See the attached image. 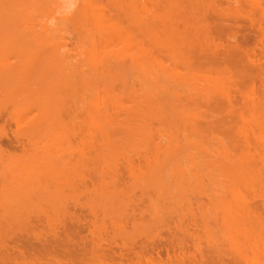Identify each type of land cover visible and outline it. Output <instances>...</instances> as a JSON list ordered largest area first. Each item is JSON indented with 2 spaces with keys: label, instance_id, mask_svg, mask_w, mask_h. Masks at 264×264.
Segmentation results:
<instances>
[{
  "label": "bare ground",
  "instance_id": "bare-ground-1",
  "mask_svg": "<svg viewBox=\"0 0 264 264\" xmlns=\"http://www.w3.org/2000/svg\"><path fill=\"white\" fill-rule=\"evenodd\" d=\"M239 16L245 17L250 24H248L249 27L254 29L253 34L255 35L251 41L248 39V42L242 41L238 34L240 31L237 30L242 26L239 27L238 24L240 23H236V21L235 24L232 23V20L234 22L235 17ZM263 19L264 0H0V69L8 71L12 69L10 67L17 66L19 63L22 64L21 61L23 62V60H28V64L36 68L39 66L43 68L42 65L45 67L46 64L48 66L51 63L52 66H59L66 72L79 65L80 76L84 75V95L86 96V128L83 129L85 132L82 131L86 140L83 139L84 142L81 140L85 147H81V150L84 149L82 151L85 153H81L82 155L85 154L87 163L89 162L91 166L89 164L88 168L84 165L85 162L82 164L89 170V180L92 185L98 186L100 184L101 187L113 185L112 188L120 184L121 187L125 184L142 185L139 187L149 185L163 188L161 191H164L165 187L170 189L168 187L174 186L180 193H186L184 191L186 189L180 190V187H190L186 190L190 191L192 187H199L200 189V186L210 183L211 186L207 185V187L213 186L216 195L214 194L215 191L213 194L217 196L218 201L214 195V197L212 196L213 199L211 197L212 201L209 202L207 199L206 201L212 204L211 207L216 202L219 205L215 204L213 209L207 210L208 204L203 203L205 206L203 209L207 211H202L207 213L212 210L213 213L215 208V212L218 209L220 211L221 208L223 214H221V218L224 225L222 234L224 236L222 237L227 242L226 245L229 246L230 264H264ZM243 33L245 35V32ZM75 70L72 72L76 74L78 70ZM32 87L34 88V86ZM6 89L4 90L6 91ZM37 89L41 88L38 87ZM54 96L57 97L56 95L52 97L55 98ZM18 98L20 99V97ZM44 100L43 98L40 102L36 99L35 102L39 101L44 109L46 107L42 104ZM9 101L7 104H11ZM52 105L54 106V104ZM41 106L39 109L42 108ZM13 107L16 106L13 104L12 109L9 108L14 110ZM23 107L26 108V106ZM43 109L41 110L44 113ZM42 112L41 114H43ZM46 114L48 115L47 112ZM35 117L33 115V118ZM37 117H39V113ZM40 120L41 117L34 120V123ZM42 126L45 125L42 124ZM49 126L50 124L47 127L49 128ZM37 127L35 125L34 129L36 130ZM43 128H45L43 131H46V127ZM55 132L57 134L56 130ZM47 133L42 132L43 135L46 134L45 137ZM59 138L57 137V139ZM51 140L53 142L55 139L51 138ZM34 150L36 151V149ZM10 160L12 161V159ZM83 160L81 159V161ZM46 164L48 163L46 162ZM119 164V169L124 166L125 170L123 171L128 172L131 180L125 179L124 174L116 175L118 173L111 171ZM32 169L34 170V168ZM50 169L52 170V168ZM33 170L31 172H34ZM99 170L100 172H98ZM49 172L51 174V171ZM96 172L102 174L99 175V180L97 179L98 176L92 177L91 175ZM105 172L109 176L115 175L108 176L109 179L107 180L104 178ZM77 175L76 177L80 178ZM13 176L14 178L18 177ZM55 181L56 179L53 182ZM153 189L152 187V191ZM11 190L13 192L14 189H9V192ZM100 192L98 191V193ZM109 192L104 193V195L109 196ZM197 193L196 195H199V190ZM202 193L200 192L201 195ZM8 194L6 193L7 196ZM50 194L49 192L47 195L52 196ZM173 196L175 195L173 194ZM15 197L11 196V198ZM100 197L102 199L103 191L100 193ZM108 199L110 198L108 197ZM113 202L110 201L112 211L111 209L108 210L112 212L111 215L114 214L113 210L114 212L120 211L118 208L115 211V208L112 207ZM154 202L156 201L154 200ZM45 203L47 204V202ZM100 205L106 206L107 204L100 202ZM176 205L180 204L177 203ZM198 205L199 203L197 207ZM50 206L52 205L50 204ZM76 206H78L77 203ZM104 206L102 209L105 208ZM108 207L106 206V208ZM40 208L38 210L42 211ZM16 209L14 208V211ZM9 210L8 213L10 214ZM55 210L57 209L55 208ZM186 210L189 211V209ZM181 211L184 212V210ZM3 212L5 213V211ZM70 213L73 215L72 212ZM18 214L16 213L14 216H18L17 218L20 220ZM3 216L1 223L4 225L3 219L5 220L9 216L7 214L5 217ZM50 217H52L50 222H48L50 218L46 217L48 220L44 218L49 225L54 222L55 218L54 215H50ZM9 218H7L9 221L5 220L6 223L10 224L15 221L10 218L13 220L11 221ZM116 218L119 219V217ZM137 219L139 220V218ZM113 221L115 220H111L114 224ZM17 222H15L16 225H18ZM55 222H57L56 219ZM216 222L218 221L216 220ZM144 224L146 223L144 222ZM175 225L177 224L175 223ZM6 226L0 225V230L3 228L1 232L4 233V235L1 233L4 237L0 235V239H2L0 249L6 243L5 248H3L6 250V257L3 255V251L0 254L4 257L2 264H55L57 260L55 258L59 256L55 255L56 245H50L49 248V246H45L46 241L42 244L39 243V239L35 238V241L39 240V247L37 246V248L35 247L36 244L32 243V246L26 236L32 233L31 235L36 237L40 234L37 236L40 238L45 232L43 235L41 233L35 234L33 226L31 232L27 231L26 234L23 232L21 223L19 225L21 228L19 226L14 228L12 225L6 228ZM149 226L148 228H151L150 224ZM16 228L21 232L14 231ZM7 229H11V232L10 230L6 231ZM54 229L56 230V228ZM94 229L95 227H93V232ZM102 230L103 228L100 232ZM150 231L152 232V230ZM50 232H48L49 235ZM124 232L121 235L124 236ZM56 233L58 232L56 231ZM56 233L53 230L51 235ZM129 233L127 235L132 236ZM139 235L141 236L142 233ZM159 236L164 238L162 235ZM6 237H8V241L4 239ZM154 238H156V234ZM128 240L130 241V239ZM111 243L114 244V242ZM159 246L161 245H157V247ZM106 247L107 245L104 248ZM98 251L101 252L100 249ZM110 252L106 253L109 254ZM119 254L122 256L120 252ZM5 258H7V263ZM58 263L60 261H57ZM193 263L195 264V262Z\"/></svg>",
  "mask_w": 264,
  "mask_h": 264
},
{
  "label": "rangeland",
  "instance_id": "rangeland-1",
  "mask_svg": "<svg viewBox=\"0 0 264 264\" xmlns=\"http://www.w3.org/2000/svg\"><path fill=\"white\" fill-rule=\"evenodd\" d=\"M235 21H236V23H238V22L240 23V24H238L239 27L242 26L240 28L238 27L239 29H237L238 31H240V33H238V34H239V37L242 39V41H245V42H248V40L251 41V39L254 38L253 36L255 34H253L254 29L249 27L250 24H249L248 20L245 17L242 18V16H239V17H235L234 22L232 20V23L235 24ZM245 21H246V23H244ZM262 21H264V19ZM263 24H264V22H263ZM236 28H237V24H236ZM243 32H245V35ZM244 36H245V38H244ZM28 62H29L28 60H23V62L21 61L22 64L19 63V65H17V66L10 67L12 69H9L8 71H4V69H0V86L2 87V88L0 87V185H1L0 186V205H1L0 206V209H1L0 210V215H1L0 219H1L2 215H4L3 217H5V215L7 214L11 219H13L15 221L11 220L9 217H6L5 220H8L7 218H9L11 221L14 222V224H15V222L18 221L17 222L18 225H16V224L14 225L13 222H11V223L9 222L10 224H8L3 219L4 225L6 226V224H7L6 228H8L9 225L14 226V228H15V226L18 227L21 223V227L23 228V232H25L26 234H27V231L31 232V230L33 229V226H34L33 230H35L34 231L35 234L41 233L43 235L45 232L44 235H46V236L43 235L44 238L42 236H40V238L37 237L40 234L37 235L36 237H34L33 235H31L32 233H30L29 236L28 235H26V236L28 237V241L31 244L32 243L36 244L35 247H37V246L39 247V243L41 242L43 244L45 241H46L45 246H49V248L51 247L50 245H53V244L56 245L55 248L57 247V249H56L55 255H59V256H56L55 259H57V260H56L55 264H57V261L58 262L60 261V263H58V264H71V263H73V264H80V263L81 264H91V263L92 264H102L103 263L104 264V262H105V264H107V263L113 264V262H114V264H151V263L154 264L156 262H158L156 264H163V263L164 264L165 263L166 264L167 263L168 264H185V263L186 264H192V262H195V264H199V263L200 264H203V263L204 264L205 263L206 264H225V262H226V264H230V258L231 257L229 255L230 254L229 246L226 245L227 242L222 237V236H224V235H222L223 230H224V228H223L224 225L222 223L223 220L221 218L223 215L221 208H220V211L218 209L216 212H215V210H216V208H215L213 210V213H212V210H211V212L209 210L207 212L208 215H207V213H204L205 210L203 209V207H205V206H203V203L205 205L208 204V206H206L207 210L213 209V207H215L214 205L217 204V202H216L213 205V207H211L210 205H212V204L209 203L210 201H212L213 197L216 195V191L213 188V186L207 187V185H210V183H209V184L200 186V189H199V187H197V188L192 187L191 189L192 190L195 189V191H192V190L186 191L190 187H185V188L180 187V190L186 189V190H184L186 193H180L177 188L175 189L174 186L168 187L170 189H167V187H165L164 191H161L163 188L161 189V188H158V186L157 187L152 186L154 188L152 191V187L149 185L139 187L142 185H139V186L134 185L133 186L131 184H127V185L122 184L124 186L121 187V184H120L117 186L115 185L116 186L115 188L111 187L113 185H110V186L108 185V186H104V187L102 186L103 188L101 187L100 184L98 186L92 185V182L89 180V178H90L89 177V175H90L89 170L86 169L87 167L89 168L90 163L89 162L87 163V160L85 158V154L82 155V153H81V152H83L82 150H84V149L81 150V147L85 148L84 145H82V144H84L83 142H84V140H86L83 137L84 136L83 134L85 132L83 129L86 128V123H85V117H86V114H85V112H86V110H85L86 109L85 97L86 96L84 95L85 94V91H84V89H85L84 84L85 83H84V78H83L84 75L82 77L80 76L81 73H80L79 65H76L73 67L74 68L73 70H75V68H76L75 71L78 70V72H76V74H77L76 75L75 72H72L73 70H69V71L67 70V72H66L63 69H61L59 66H52L51 63H50L51 66L50 65L47 66V64H46L45 67H44V65H42L43 68H40V66L38 68H36V67L29 65ZM32 86H34V88ZM17 87L19 88V90ZM38 87L41 89H37ZM4 89H6V91ZM7 90H9V91H7ZM16 91H17V93H16ZM51 95L52 96L56 95L57 97L54 96L55 98H53ZM38 96H41V97H38ZM18 97H20V99ZM30 98L33 100L31 101ZM34 98L40 100V102L44 98L45 100L42 101L43 102L42 104H43V106H46V107H44V109H43L40 102L39 101L35 102L36 99H34ZM21 100H23V101H21ZM8 101H9V103L11 102V104H7ZM32 103H34V104H32ZM13 104L16 107H13L14 110H11L12 109L11 107ZM17 104L22 105V106H19ZM52 104H54L55 107ZM23 106H26V108L24 109ZM40 106L42 107L41 109H43L45 115L42 112V110L39 109ZM74 106H76V107L74 108ZM50 108H51V111L49 110ZM47 109H48V111H47ZM40 110L43 114H41ZM58 111H59V113H58ZM60 111H61V113H60ZM46 112L48 113V115L46 114ZM28 113H29V115H28ZM38 113H39V117H37ZM33 115H34V117L36 116L39 119L41 117V120L39 122L37 121L36 123H34L35 122L34 120H37V118L36 117L33 118ZM58 115H59V117H58ZM10 117H11V119H10ZM50 119H51V121H50ZM37 123L39 124L38 127L41 126L40 128L37 127ZM48 123L50 124V126L53 125L52 127L49 126L50 130H47V129H49L47 127L49 125ZM42 124H44L45 126H42ZM79 124H80V126H79ZM35 125L40 131L42 128L41 133H39L40 131L38 132L37 128H36V130H37V132H36V130L34 129ZM61 126H63V127H61ZM43 127H46V131H43V130H45V128H43ZM55 127H57V128H55ZM60 128H63V129L66 128V129L63 130ZM55 130L57 131V134H60V133L61 134L58 136L56 134ZM63 131H65L64 134H62ZM82 131H84V132L82 133ZM42 132L43 133L48 132L47 136L45 137L46 134L43 135ZM39 136H41V137H39ZM57 137L58 138L60 137L59 139L61 140V142H59L60 140L57 139ZM51 138L53 140L55 139L56 143H55V140L53 142H51L52 141ZM80 141H81V143H80ZM77 146H78V148H77ZM34 149H36V151ZM42 149H44L45 151ZM77 150H80V151L77 152ZM6 152L7 153L9 152V153L7 154ZM49 152H50V155H48ZM83 153H85V151ZM80 156H82L81 157L82 160L83 159H85V160L81 161ZM9 158L12 159V161ZM16 160H18V161L16 162ZM49 160H50V162H49ZM46 162L48 164H46ZM84 162L87 164H85ZM32 163H33L34 167L32 166ZM50 163H51V165H50ZM82 163H84V165L87 167H85ZM51 166H53V167H51ZM90 166H91V164H90ZM119 166H120V164L117 167H115V169H112L111 171H113V173L114 172L118 173L116 175L124 174L123 177L125 179L127 178L128 180H131L130 176L127 174L128 172L126 171V173H125L123 171V170H125L124 166L120 167V169H119ZM32 168H34V170ZM50 168H52V170ZM100 168H98V169H100ZM27 169H29V170H27ZM72 169L73 170L75 169V170L73 171ZM95 169H93V170H95ZM32 170L34 172H31ZM49 171H51V174H49L50 173ZM90 171H92V170L90 169ZM74 172H77V173L75 174ZM98 172H100V170ZM96 173L91 174V175H92V177L98 176L97 179L99 180L100 179L99 175L101 176L102 174H100V173L96 174ZM109 174H110V172H109ZM13 175H15V177L16 176H18V177L14 178ZM76 175L78 177H80L81 179L77 178ZM105 175H106V172H105ZM113 175H115V174H113ZM113 175H111V176H113ZM108 176L109 175H106L104 178L108 180L109 179ZM111 176H109V177H111ZM47 177H48V179H47ZM55 179H56V181L53 182ZM6 180L7 181L9 180L10 182L9 181L7 182ZM48 180H49V182H48ZM3 182H4V184H3ZM48 184H49V186H48ZM3 185H4V187H3ZM6 187H10V188H6ZM57 188H58V190H56ZM75 188H76V190H75ZM96 188L99 192L101 190L100 193H102V191H103V197L106 198L105 200L103 197L101 199L100 193H98ZM140 188H142V189L139 190ZM206 188H210V189L207 190ZM211 188H213V190H211ZM6 189H8V191H6ZM9 189H14L15 191L13 190V192H12V190H11V192H12L11 193V192H9ZM113 190H115V191H113ZM196 190L197 191L199 190V195H196V194H198ZM209 190L211 191V193ZM81 191H84V192H81ZM105 191L106 192L111 191L113 193L109 192L108 193L109 196H106V194L104 195V193H106ZM184 191H182V192H184ZM214 191H215V193H214L215 195L213 194ZM8 192H9V194H8ZM49 192L51 193L50 195H52V196L47 195ZM164 192H166V194H164ZM200 192L201 193L203 192L202 195L200 194ZM6 193L8 194V196L6 195ZM13 193L16 194L17 196L14 195ZM93 193L96 195H94ZM205 193H207V194H205ZM98 194H99V196H98ZM162 194H164L165 198L162 197ZM173 194L175 196H173ZM10 195L13 197L16 196L17 197V198L15 197L16 200H15V198H11ZM128 195L129 196L131 195V196L129 197ZM165 195L167 196V198ZM180 195H182V196H180ZM48 196H49V198H47ZM6 197H8V198H6ZM108 197L110 199H108ZM155 197L157 200L155 199ZM211 197H212V199H211ZM216 197L217 196H215V199L217 200ZM121 198H123V199H121ZM2 199H3V201H2ZM132 199L134 200L133 202H132ZM153 199L156 202H154ZM182 199H183V202H181ZM206 199L209 202L206 201ZM209 199H211V200H209ZM10 200H11V202H10ZM175 200H176V202H174ZM184 200H185V202H184ZM4 201H5V203H4ZM99 201L101 202V204L102 203L107 204L106 205L107 207L109 205V207H108L109 209L106 208V206H104V205H100ZM106 201H107V203H106ZM110 201H114L113 202L114 204H112V207L115 208V211L117 210V208H118V210H120L119 212L118 211L114 212V210H113V213H114L113 215H111L112 214V212H111L112 208H110L111 207ZM45 202H47V204ZM79 202L80 203L83 202V203L80 204ZM48 203H49V205H48ZM76 203L78 206H76ZM175 203L176 204L179 203L180 205L177 206ZM189 203L191 204L190 208H189V205H190ZM198 203H199V205L197 207ZM8 204L10 207L8 206ZM50 204L52 206H50ZM97 204L100 206L98 207ZM173 204H174V206H173ZM200 204H201V206H200ZM39 205L41 206V208ZM217 205H219V204H217ZM49 206H50V208H49ZM102 206H104L106 209L105 208L102 209ZM183 207H184V209H183ZM10 208H11V210H9ZM14 208L15 209L17 208V209L14 211ZM39 208L42 211L38 210ZM55 208L57 210H55ZM185 208L189 209V211H187ZM2 209H4L3 211H5L6 214L2 211ZM7 209L9 210L10 214L8 213ZM110 209H111V211H108ZM44 210L46 211V213ZM103 210H105V211H103ZM181 210H184V212L186 211L187 213L186 212L184 213ZM202 210H204V211H202ZM18 211L20 212L19 214H18ZM13 212H14V214H13ZM15 212L19 215L20 220L17 218L18 216L17 217L14 216L16 214ZM43 212L45 214H47L49 212L48 213L49 216L45 215ZM70 212H72L73 215H71ZM107 212L108 213L111 212V213L106 214ZM190 212H191V214H190ZM103 213L105 215H102ZM131 213H133V214H131ZM50 215H54L55 218H54V222L49 225V223H47V221L45 219L50 218V220L47 219L48 222H50L52 220V217H53V216L50 217ZM13 216L16 217L17 220L14 219ZM101 217L104 219L102 220ZM116 217H119V219ZM137 218H139V220L141 219V221H139ZM165 218H166V220H165ZM55 219L57 220L58 223L55 222ZM71 219H72V221H71ZM112 219L115 220V221H113L114 224L111 222ZM214 219H215V221H214ZM216 220L218 222H216ZM120 221H122V222H120ZM126 221H128V222H126ZM131 221H137L138 223L137 222H131ZM143 221L146 224H144ZM1 222H2V219L0 220V225H2V227H3L4 225ZM115 222H117V223L115 224ZM150 222L151 223L153 222L154 224L153 223L151 224ZM183 222H184V224H183ZM95 223H96V225H95ZM133 223H134V226H133ZM139 223H140V225H139ZM175 223L179 226L175 225ZM195 223H197V224H195ZM52 224H53V226H55L54 228H56V230L54 228H52L53 227V226H51ZM149 224L151 225V228H148V227H150ZM168 225H169V227H168ZM91 226L95 227L94 232H93V227L91 228ZM145 226H147V227H145ZM21 227L19 226V228H21ZM43 227H44V229H43ZM6 228H4V229H6ZM10 228H12V227L10 226ZM101 228H103L104 231L102 230L100 232ZM38 229H39V231H42V232H39ZM68 229H69V231H68ZM90 229H92V230L90 231ZM122 229H125V230H122ZM181 229H182V231H181ZM9 230L11 232V229H7L6 231H9ZM16 230H18L19 233L21 232V230H19L18 228H16L14 231H16ZM53 230L55 233H56V231L58 232L55 235L52 234L55 236V238H53L54 236L52 237V235H51ZM113 230H114V232H113ZM119 230L122 232H120ZM147 230H148V232H150L149 234H147L148 232L146 233ZM150 230H152V232ZM1 231H3V228L0 230V235L2 233ZM12 231H13V229H12ZM37 231H38V233H37ZM193 231H194V233H193ZM48 232H50V235L48 234ZM60 232H62V233H60ZM123 232H124V236L121 235V234H123ZM153 232H155V233L152 234ZM199 232H201L200 233L201 235L198 234ZM128 233L132 234V236L127 235ZM141 233H142V235L140 236L139 234H141ZM217 233H218V235H217ZM93 234H94V236H93ZM155 234H156V238H154ZM219 234H220V236H219ZM2 235H4V233H2ZM114 235H117V236H114ZM159 235H162V237H164L165 239L164 238L162 239L161 236H159ZM64 236H66V237H64ZM192 236H193V238H192ZM2 237H4V236H2ZM69 237L71 238V240ZM194 237H195V239H194ZM7 238L8 237H6L4 239H7ZM35 238L39 239L40 241L39 240L35 241L34 240ZM47 238H49V239H47ZM59 239H61V240H59ZM77 239H78V241H77ZM111 239H113V240H111ZM128 239H130L131 242ZM33 240H34V242H33ZM100 240H102V241L99 242ZM170 240H173V241H170ZM185 240H186V242H185ZM0 241H2V239H0ZM7 241H8V239H7ZM38 241H39V243H38ZM104 241H107V242H104ZM111 242H114V244H112ZM115 242L118 244H116ZM158 243L161 246L157 247V245H159ZM33 244H32V246H33ZM130 244H132V245H130ZM4 245L6 246V243H4ZM4 245H3V248H5ZM105 245H107L106 248H104ZM110 246H111V248H110ZM154 246H156V247L154 248ZM162 246H163V249H162ZM40 247H41V245H40ZM43 247L44 246L42 245V248ZM64 247H65V249H64ZM123 247H124V249H123ZM182 247H184V248H182ZM3 248L1 246L0 254H2L4 252L3 255H5V257H6V254H5L6 250H4ZM95 248H97L98 250L100 249V251L102 253L99 252ZM101 249H103V250H101ZM186 249H187V251H186ZM214 250H215V252H214ZM113 251H114V253H112ZM191 251H193V252H191ZM106 252H110V253L108 254ZM119 252L122 254V256L119 254ZM123 253H125V254H123ZM181 253H182V255H181ZM101 254H102V256H101ZM183 254H184V256H183ZM189 254H191V255H189ZM3 255L0 256L1 257L0 264H2V262H3L2 261L4 259ZM68 255L71 257L69 258ZM123 255H124V257H123ZM168 255H170V256H168ZM93 256H96V257H93ZM126 256H127V258H126ZM57 257H59L60 259ZM161 257H162V259H161ZM119 258H120V261H119ZM146 258H148V259H146ZM155 258L157 259V261ZM164 259H165V261H164ZM223 259H225V260H223ZM5 260H6L5 262L7 263V258H5ZM96 260H98V261H96ZM114 260L115 261L118 260V261L115 262ZM147 261H148V263H147ZM179 261H181V262H179ZM202 261H203V263H202Z\"/></svg>",
  "mask_w": 264,
  "mask_h": 264
}]
</instances>
